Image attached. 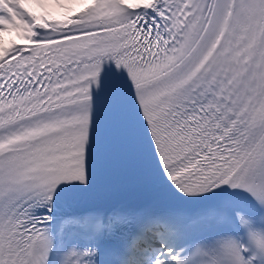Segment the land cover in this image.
<instances>
[{
    "label": "snow or ice",
    "instance_id": "6c2138e0",
    "mask_svg": "<svg viewBox=\"0 0 264 264\" xmlns=\"http://www.w3.org/2000/svg\"><path fill=\"white\" fill-rule=\"evenodd\" d=\"M0 264H264V0H0Z\"/></svg>",
    "mask_w": 264,
    "mask_h": 264
}]
</instances>
